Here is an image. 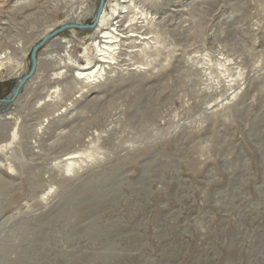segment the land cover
I'll return each mask as SVG.
<instances>
[{
    "label": "rangeland",
    "instance_id": "obj_1",
    "mask_svg": "<svg viewBox=\"0 0 264 264\" xmlns=\"http://www.w3.org/2000/svg\"><path fill=\"white\" fill-rule=\"evenodd\" d=\"M121 1L102 77L65 30L0 117V264H264V0ZM98 2L0 0V98Z\"/></svg>",
    "mask_w": 264,
    "mask_h": 264
},
{
    "label": "bare ground",
    "instance_id": "obj_2",
    "mask_svg": "<svg viewBox=\"0 0 264 264\" xmlns=\"http://www.w3.org/2000/svg\"><path fill=\"white\" fill-rule=\"evenodd\" d=\"M106 2H107V0H106ZM106 2H105V5H106ZM121 2H126V1L124 0V1H121ZM128 6L129 5H127V4L126 5H121L120 8L125 10ZM124 10L123 11H120V12H124ZM94 12H95V9H94ZM142 13L143 12L141 11V14ZM93 17H94V13H93ZM104 20H105V12H104V8H103L98 23L92 29V31L95 34L94 37H93V39L91 40V45L94 47V50H95V56H96L95 63H93L91 66H89V65H83V66L77 68L74 71V76L77 77V78H80V79L85 80V82L95 81V80L99 79L100 77H102V75L105 72V68L108 65H110L111 63L114 62V59H115L114 53H116L117 49L121 45V39L127 37V35H128V34L127 35L126 34H123L121 32V29H119L117 27V24L115 25V23L114 24L112 23L109 27L101 28V25H102V23H103ZM68 22H72V21H68ZM77 23H79V22H77ZM80 24H82V23H80ZM49 32H47V33H49ZM45 35H43V36H45ZM43 36H42V38H43ZM129 36H132V34H130ZM65 42H66L65 39H59L58 40V43H60V44L61 43H65ZM35 44H33L32 47ZM66 45H67V43H66ZM2 58H5V55H3L2 53H0V61L2 60ZM36 58H37V64H36V69H37V65H38V55H37ZM65 64H67V63H65ZM36 69H35V72L33 73V75L27 81H29L35 75ZM60 73H61V70L60 71L58 70V72H56L54 74H60ZM25 74H23V75H25ZM21 77L18 78L17 82L19 81V79ZM27 81H25V83ZM25 83L21 86V89L25 86ZM21 89H20V91H21ZM13 101H12V103H13ZM12 103L11 104H8V103L7 104L6 103L0 104V113L7 112L9 110V108L12 107L11 106ZM7 114H8V112L6 114H0V117L1 116H6ZM14 133L15 132L13 130L12 135ZM74 157H75V154H68V155L65 156L66 163L64 165H65V169L66 170H69L71 167H73L76 164L75 163V160H74Z\"/></svg>",
    "mask_w": 264,
    "mask_h": 264
},
{
    "label": "water",
    "instance_id": "obj_3",
    "mask_svg": "<svg viewBox=\"0 0 264 264\" xmlns=\"http://www.w3.org/2000/svg\"><path fill=\"white\" fill-rule=\"evenodd\" d=\"M106 0H99L95 12L94 17L92 19L91 23L87 24H80L77 22H67L62 25L57 26L53 30H51L49 33H47L43 38H41L40 41H38L32 48L29 54V70L28 72L23 75L18 82H16L13 89L7 94L6 96L0 98V104L8 103L11 104L12 101L16 98L18 93L20 92L21 86L27 81L35 72L36 64H37V51L38 49L45 44L49 39L56 37L59 33L69 30V29H80V30H92L95 25L98 23L101 12L104 8Z\"/></svg>",
    "mask_w": 264,
    "mask_h": 264
}]
</instances>
